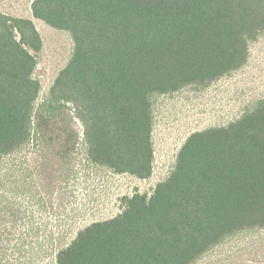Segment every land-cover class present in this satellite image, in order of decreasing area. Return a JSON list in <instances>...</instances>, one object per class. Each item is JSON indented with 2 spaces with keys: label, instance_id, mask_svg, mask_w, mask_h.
<instances>
[{
  "label": "trees",
  "instance_id": "1",
  "mask_svg": "<svg viewBox=\"0 0 264 264\" xmlns=\"http://www.w3.org/2000/svg\"><path fill=\"white\" fill-rule=\"evenodd\" d=\"M35 19L74 48L47 94ZM264 33V0H33L0 10V264H196L264 228V99L193 132L151 194L76 228L91 166L149 178L158 95L243 68Z\"/></svg>",
  "mask_w": 264,
  "mask_h": 264
},
{
  "label": "rangeland",
  "instance_id": "2",
  "mask_svg": "<svg viewBox=\"0 0 264 264\" xmlns=\"http://www.w3.org/2000/svg\"><path fill=\"white\" fill-rule=\"evenodd\" d=\"M33 0H0V10L32 17ZM43 38L35 76L47 94L74 48L71 35L35 19ZM264 99V33L250 43L248 63L205 88L187 87L158 95L154 104V170L146 179L91 166L78 186L76 228L122 212V198L136 192L151 194L172 172L178 153L195 131L227 125ZM196 264H264V228L243 231L205 254Z\"/></svg>",
  "mask_w": 264,
  "mask_h": 264
}]
</instances>
